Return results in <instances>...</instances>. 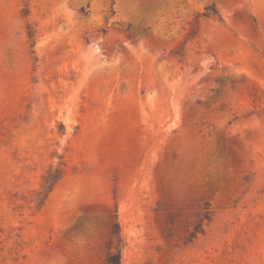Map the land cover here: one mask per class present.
Returning <instances> with one entry per match:
<instances>
[{"label":"rangeland","instance_id":"obj_1","mask_svg":"<svg viewBox=\"0 0 264 264\" xmlns=\"http://www.w3.org/2000/svg\"><path fill=\"white\" fill-rule=\"evenodd\" d=\"M115 223L121 264H264V0H0V264Z\"/></svg>","mask_w":264,"mask_h":264},{"label":"trees","instance_id":"obj_2","mask_svg":"<svg viewBox=\"0 0 264 264\" xmlns=\"http://www.w3.org/2000/svg\"><path fill=\"white\" fill-rule=\"evenodd\" d=\"M84 13L85 10L82 9ZM211 15H218L217 9L215 6L208 9L207 17ZM105 32V31H104ZM61 175L57 171L51 170L45 179V191H51L55 185V183L60 179ZM213 217L212 210L209 205L204 208V212L198 215V220L196 221V225L194 230L189 233L188 242H194L199 234H204L205 232V222H211ZM113 238L116 240L111 242V247L115 244V251H111L108 253L106 258V264H121V245L123 243L120 233H119V225L115 223L112 230Z\"/></svg>","mask_w":264,"mask_h":264}]
</instances>
